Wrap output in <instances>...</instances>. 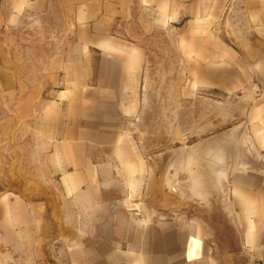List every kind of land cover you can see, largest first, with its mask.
<instances>
[{
    "label": "crops",
    "instance_id": "0c3cea01",
    "mask_svg": "<svg viewBox=\"0 0 264 264\" xmlns=\"http://www.w3.org/2000/svg\"><path fill=\"white\" fill-rule=\"evenodd\" d=\"M224 9L254 33L212 62L263 65L264 0H0V264H264V105L259 161L209 206L188 209L133 135L157 30Z\"/></svg>",
    "mask_w": 264,
    "mask_h": 264
},
{
    "label": "rangeland",
    "instance_id": "374dc122",
    "mask_svg": "<svg viewBox=\"0 0 264 264\" xmlns=\"http://www.w3.org/2000/svg\"><path fill=\"white\" fill-rule=\"evenodd\" d=\"M185 25L184 19H171L152 37L158 48L132 123L150 162L170 172L171 188L184 183L189 209L217 204L228 174L244 169L240 158L248 156L251 167L259 161L248 124L256 117L249 108L264 105V61L233 70L212 62V43L247 49L254 29L241 12L233 19L224 9L212 27L208 22L186 31ZM260 38L264 44V32ZM243 74L251 77L249 83L240 82ZM230 76L235 83L232 77L226 82Z\"/></svg>",
    "mask_w": 264,
    "mask_h": 264
},
{
    "label": "water",
    "instance_id": "95a60500",
    "mask_svg": "<svg viewBox=\"0 0 264 264\" xmlns=\"http://www.w3.org/2000/svg\"><path fill=\"white\" fill-rule=\"evenodd\" d=\"M178 19V18H177ZM178 20H180V19H178Z\"/></svg>",
    "mask_w": 264,
    "mask_h": 264
}]
</instances>
